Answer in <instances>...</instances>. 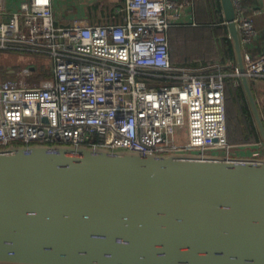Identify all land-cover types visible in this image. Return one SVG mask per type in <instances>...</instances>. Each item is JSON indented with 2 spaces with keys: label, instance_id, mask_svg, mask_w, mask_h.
I'll list each match as a JSON object with an SVG mask.
<instances>
[{
  "label": "water",
  "instance_id": "1",
  "mask_svg": "<svg viewBox=\"0 0 264 264\" xmlns=\"http://www.w3.org/2000/svg\"><path fill=\"white\" fill-rule=\"evenodd\" d=\"M264 143L231 0H220ZM0 264H264V157L0 149Z\"/></svg>",
  "mask_w": 264,
  "mask_h": 264
},
{
  "label": "built area",
  "instance_id": "2",
  "mask_svg": "<svg viewBox=\"0 0 264 264\" xmlns=\"http://www.w3.org/2000/svg\"><path fill=\"white\" fill-rule=\"evenodd\" d=\"M231 1L245 46L256 37L253 18L242 0ZM192 7L193 0H125L118 23L56 26L51 0L21 3L0 20V50L45 56L46 77L37 79L34 68V85L28 70L0 80V149L73 145L240 158L234 152L243 145L227 141L224 105L225 79L238 86L240 73L170 59L169 31L195 26L185 18ZM242 57L249 80L264 78V50Z\"/></svg>",
  "mask_w": 264,
  "mask_h": 264
},
{
  "label": "crops",
  "instance_id": "3",
  "mask_svg": "<svg viewBox=\"0 0 264 264\" xmlns=\"http://www.w3.org/2000/svg\"><path fill=\"white\" fill-rule=\"evenodd\" d=\"M25 1L26 0H0V20L5 19L7 14L18 10L21 3ZM213 1L216 8L214 12H211L210 10H208V6H204L205 0H193V7L189 12L186 13L187 16L185 18L190 23L194 22L195 26L204 24L216 28L221 27L223 29L222 32H225L228 38L229 33L227 30L226 21L224 19L221 1ZM124 2L125 0H51V6L54 16V23L56 26H71L73 25L75 20L84 21L90 25H104L118 23L121 21L120 16L117 14L116 10L121 8L124 5ZM242 4L245 15L251 16L253 18V26L256 31V37L250 44L241 46V51L242 54L244 52H248L252 55V57L255 58L264 50V0H242ZM256 8L260 9L261 12L254 15L253 10ZM231 44L233 53L229 54L226 52L227 45L221 39L216 38L214 40V48H212L211 56H209L212 62H202L201 59L203 58L199 56L196 57V59L198 60L194 61V63H189L187 65H176L193 67L217 64L221 66V69L223 67L226 69V71L222 70L223 72L233 73L235 70L238 71V68L232 41ZM4 76L5 79L14 78V70H6ZM229 78H231L232 82L234 81L233 77ZM239 82L240 85L238 86L242 87L241 80H239ZM249 83L253 89L264 122V78L249 80ZM253 121L258 131L254 117ZM260 142L263 141L259 134V138L257 141L251 143H241L243 147L238 148L234 153L237 157L241 158H253L254 156L256 158H263L264 143L263 145H258V143Z\"/></svg>",
  "mask_w": 264,
  "mask_h": 264
},
{
  "label": "trees",
  "instance_id": "4",
  "mask_svg": "<svg viewBox=\"0 0 264 264\" xmlns=\"http://www.w3.org/2000/svg\"><path fill=\"white\" fill-rule=\"evenodd\" d=\"M204 6H208V10L211 12H214L216 8L213 0H205ZM222 31L223 29L221 27L216 28L204 24L199 26L175 27L170 29L169 49L172 63L187 65L189 63H194V61L198 60L196 57L199 56L203 58L201 59L202 62H212L210 58L205 57V54L207 51H212V48H214V40L216 38L221 39L227 45L226 52L232 54L233 49L231 41L227 38L225 32ZM176 38H180L179 43H181V41L182 43H190L189 49L191 50L192 48L193 51L189 54L193 57L186 55H173L171 45L176 41ZM182 52L188 51L184 49ZM222 70L226 71L224 67ZM45 77L46 71L44 68L42 71L38 72L37 79H43ZM224 105L227 141L230 144L251 143L257 141L259 134L254 124L243 89L241 86H234L231 78L225 79Z\"/></svg>",
  "mask_w": 264,
  "mask_h": 264
},
{
  "label": "rangeland",
  "instance_id": "5",
  "mask_svg": "<svg viewBox=\"0 0 264 264\" xmlns=\"http://www.w3.org/2000/svg\"><path fill=\"white\" fill-rule=\"evenodd\" d=\"M180 38H176V41L171 45L172 53L175 56H189L193 57L189 53H191L193 50L189 49L188 43H179ZM185 47V48H184ZM187 50L188 52H182V50ZM179 50V53H178ZM29 53V54H28ZM189 54V55H188ZM208 56H211V52H206L205 57L209 58ZM40 59H45V56L41 55H34L30 54V52L26 53H20L16 51H10V50H0V80H4L5 76L4 73L6 70L13 69L15 77L12 79L18 78V73L23 72L24 70H28L30 74H28L26 78V83L30 85H34V68L35 71H37L36 75L39 71H42L45 68L44 61ZM33 68V69H31ZM11 79V78H6ZM179 139L181 143H185L187 140V135L184 132V130L181 131ZM216 153V152H212Z\"/></svg>",
  "mask_w": 264,
  "mask_h": 264
}]
</instances>
